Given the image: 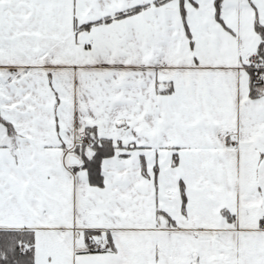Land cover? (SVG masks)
<instances>
[{
  "label": "snow or ice",
  "instance_id": "obj_1",
  "mask_svg": "<svg viewBox=\"0 0 264 264\" xmlns=\"http://www.w3.org/2000/svg\"><path fill=\"white\" fill-rule=\"evenodd\" d=\"M0 264H264V0H0Z\"/></svg>",
  "mask_w": 264,
  "mask_h": 264
}]
</instances>
